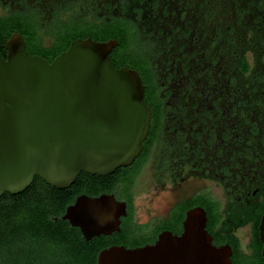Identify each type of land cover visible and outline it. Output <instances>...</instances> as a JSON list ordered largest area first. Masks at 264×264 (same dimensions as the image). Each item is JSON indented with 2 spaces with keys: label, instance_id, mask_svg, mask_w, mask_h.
Instances as JSON below:
<instances>
[{
  "label": "flooded vegetation",
  "instance_id": "obj_1",
  "mask_svg": "<svg viewBox=\"0 0 264 264\" xmlns=\"http://www.w3.org/2000/svg\"><path fill=\"white\" fill-rule=\"evenodd\" d=\"M4 16L20 20L25 37L12 33L29 54L50 61L73 40L99 37L95 41H115L108 52L114 67L138 74L149 109L147 133L133 161L107 174L114 178L107 194L125 202L126 187L131 196L134 230L120 245L153 244L167 221L175 225L166 230L179 234L182 219L173 221L171 211L200 199L193 206L205 215L210 200L216 216L246 218L231 231L247 228L246 250L238 242L250 253L252 216L264 211V110L250 103L264 85V0H0ZM147 167L155 186L210 181L221 199L204 186L139 224L134 190ZM126 217L125 202L119 229Z\"/></svg>",
  "mask_w": 264,
  "mask_h": 264
},
{
  "label": "water",
  "instance_id": "obj_2",
  "mask_svg": "<svg viewBox=\"0 0 264 264\" xmlns=\"http://www.w3.org/2000/svg\"><path fill=\"white\" fill-rule=\"evenodd\" d=\"M114 40L76 39L50 61L29 54L11 33L0 54V195H15L34 177L63 189L82 172L107 175L138 155L149 125L138 74L114 67ZM125 202L78 194L61 219L89 240L119 230ZM205 211L185 210L181 232L161 230L153 244L99 249L96 264H231L228 244L214 245ZM257 237L264 264V211Z\"/></svg>",
  "mask_w": 264,
  "mask_h": 264
},
{
  "label": "trees",
  "instance_id": "obj_3",
  "mask_svg": "<svg viewBox=\"0 0 264 264\" xmlns=\"http://www.w3.org/2000/svg\"><path fill=\"white\" fill-rule=\"evenodd\" d=\"M21 25L18 18L0 17V54L2 56L5 53L4 42L12 32L21 33L22 31L21 34L25 37V31L21 29ZM80 38H84L83 35ZM91 39L101 40L102 38L92 37ZM34 49L39 50L38 47ZM51 56H48V60ZM240 64L243 70L247 68L243 59ZM250 103H254L255 110H264L263 84L255 88L254 97ZM113 180V175L99 176L80 172L70 186L57 189L34 177L31 184L22 192L15 195L3 192L0 195V264H96L95 257L99 249L124 243V239L134 230L130 223L131 196L125 192L126 187L123 188L122 196L127 206V217L122 220L118 232L114 231L109 235L100 234L85 240L77 227L71 226L60 216L66 205L73 202L76 195L96 196L103 192H110L113 188ZM119 182L122 183L123 180ZM181 203L184 204L182 209L175 208L171 211L172 220L178 224L183 217V210L199 204L200 199ZM211 206L210 200H207V228L212 235V242L215 245L230 246L232 264H262L256 225L263 208L260 207L253 213L249 243L251 251L247 254L241 251L238 239L231 231L232 227L241 225L246 218L236 222L234 215L216 216ZM231 218L235 221L232 225L229 223ZM216 223L220 224V228H214ZM171 225L174 226L175 223L167 221L162 223L159 229H169Z\"/></svg>",
  "mask_w": 264,
  "mask_h": 264
},
{
  "label": "rangeland",
  "instance_id": "obj_4",
  "mask_svg": "<svg viewBox=\"0 0 264 264\" xmlns=\"http://www.w3.org/2000/svg\"><path fill=\"white\" fill-rule=\"evenodd\" d=\"M150 177V168H144L142 174L137 179L135 186V195L133 198L134 217L136 222L142 224L148 217L165 215L168 208L175 200L188 197L192 192L206 186L212 191V194L221 199L219 186H215L210 181H196L188 179L175 185L164 184V186H155ZM242 250L247 242V228L243 227L235 232Z\"/></svg>",
  "mask_w": 264,
  "mask_h": 264
}]
</instances>
